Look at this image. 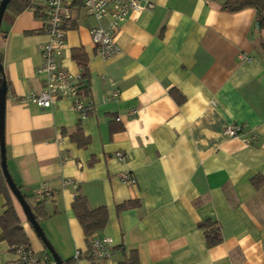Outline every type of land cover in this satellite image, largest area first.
Listing matches in <instances>:
<instances>
[{
  "label": "crops",
  "instance_id": "crops-1",
  "mask_svg": "<svg viewBox=\"0 0 264 264\" xmlns=\"http://www.w3.org/2000/svg\"><path fill=\"white\" fill-rule=\"evenodd\" d=\"M30 1L18 14L6 11L0 25L6 165L31 202L43 201L40 225L60 258L120 264L134 253L138 264H264V184L251 182L264 176L258 10L228 11L225 0H143L152 8L129 13L117 36L119 54L104 59L90 35L97 21L72 7L60 63L82 75L85 99L94 104L81 119L69 100L49 108L28 101L44 86L36 70L47 41L42 0ZM235 123L244 125L241 135L225 136ZM123 172L133 174L134 185L120 179ZM43 187L50 197L38 195ZM77 194L108 211L106 226L92 235L113 240L107 259L89 256L90 239L71 206ZM10 197L30 247L48 254ZM128 200L136 205L118 212ZM5 202L0 194V217ZM208 221L222 238L212 247L199 226ZM15 259L0 240V264Z\"/></svg>",
  "mask_w": 264,
  "mask_h": 264
},
{
  "label": "built area",
  "instance_id": "built-area-1",
  "mask_svg": "<svg viewBox=\"0 0 264 264\" xmlns=\"http://www.w3.org/2000/svg\"><path fill=\"white\" fill-rule=\"evenodd\" d=\"M43 29L47 41L41 45V61L37 73L45 78L44 86L37 93H32L28 101L43 108L51 107L58 100H69L72 110L81 119H85L94 109L92 101L85 99L82 75L73 74L65 69L60 58L66 47L65 22L71 18V8L79 7L83 12L97 21V25L90 29L92 41L98 54L104 59H111L119 54L117 36L121 24L132 11L140 12L150 10L151 4L143 0H42ZM107 19L106 25L100 22ZM244 59H248L244 57ZM118 89L111 92L112 98H117ZM134 110H131V114ZM117 121L120 117L116 118ZM243 124H230L223 130V134L230 138L241 135ZM248 141L249 140H244ZM116 158L123 159L121 152L115 153ZM120 179L129 185H134L136 180L132 173L123 172ZM68 184V181L65 182ZM41 197H50L48 188L43 187L38 192ZM88 252L92 260H104L113 252V240L108 236L92 237L88 243ZM14 254L16 259L8 264H56L49 254H39L31 247H18ZM79 256L77 251L75 257Z\"/></svg>",
  "mask_w": 264,
  "mask_h": 264
},
{
  "label": "trees",
  "instance_id": "trees-1",
  "mask_svg": "<svg viewBox=\"0 0 264 264\" xmlns=\"http://www.w3.org/2000/svg\"><path fill=\"white\" fill-rule=\"evenodd\" d=\"M33 4L30 0H10L6 11H11L12 13L18 14L23 10L32 7ZM221 8L228 11H237L244 8H255L258 10V22L260 28H264V0H225L221 4ZM5 11V13H6ZM74 58L78 61V63L85 70L86 60L84 55L81 52L74 54ZM1 65V62H0ZM2 66V65H1ZM4 79L3 70L0 69V81ZM5 80V79H4ZM173 93V92H172ZM178 103L182 102V98L178 99L175 96ZM75 135L79 137L81 135L80 130L75 132ZM85 142V141H84ZM251 182L254 186H259L260 184H264V176L255 175L252 177ZM16 189L20 192V195L23 201L28 206L31 217L38 228L41 229L40 222L47 217L43 201L39 202H31L29 198L21 192L20 187L16 185ZM0 194L5 196V210L0 217V240L6 241L11 248V251L14 253L15 249L21 246L30 247L29 239L24 232L20 219L16 213V210L13 205V201L10 197L14 196L13 191L8 186L0 167ZM17 200V199H16ZM19 203V202H18ZM136 202L133 200H128L122 204L117 205L116 210L118 212L126 210L128 208L134 207ZM72 209L76 218L78 219L84 236L87 240H91L92 235L100 230H102L107 222H108V211L106 207L101 206L98 208H91L85 198V196L81 194H77L74 197L72 202ZM26 220L30 227L34 230L33 224L30 222L29 218L25 214ZM200 227H204L207 230L205 231V238L208 247H212L221 242V233L220 228L217 224L213 222H205L199 225ZM35 232V230H34ZM41 232V230H40ZM36 233V232H35ZM42 233V232H41ZM44 233V232H43ZM37 235V233H36ZM44 236H46L44 234ZM42 245L45 247L43 240L41 237L37 236ZM47 239V237H46ZM88 241V243L90 242ZM46 248V247H45ZM63 264H75L74 259L63 260ZM120 264H138L137 257L134 253L130 255V257Z\"/></svg>",
  "mask_w": 264,
  "mask_h": 264
},
{
  "label": "water",
  "instance_id": "water-1",
  "mask_svg": "<svg viewBox=\"0 0 264 264\" xmlns=\"http://www.w3.org/2000/svg\"><path fill=\"white\" fill-rule=\"evenodd\" d=\"M10 0H1L0 1V25L1 21L3 19L4 13L6 11L7 5ZM0 69H2V66L0 65ZM5 96H6V83L5 80L2 79L0 81V167L2 174L8 184V186L13 191L17 201L22 207V210L24 214L27 215L30 222L33 224L34 230L37 233V236L41 237L43 240V243L48 251V254L51 256V258L56 262V264H63V260L60 258V256L56 253L54 248L52 247L51 243L48 239H46V236H44L42 228H38L36 224L34 223L31 214L29 212L28 206L23 201L20 192L16 189V184L13 182L12 178L10 177V174L7 169L6 165V150H5V144H4V108H5ZM41 230V232H40Z\"/></svg>",
  "mask_w": 264,
  "mask_h": 264
},
{
  "label": "rangeland",
  "instance_id": "rangeland-1",
  "mask_svg": "<svg viewBox=\"0 0 264 264\" xmlns=\"http://www.w3.org/2000/svg\"><path fill=\"white\" fill-rule=\"evenodd\" d=\"M36 237H37V235H36Z\"/></svg>",
  "mask_w": 264,
  "mask_h": 264
}]
</instances>
